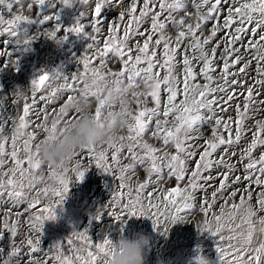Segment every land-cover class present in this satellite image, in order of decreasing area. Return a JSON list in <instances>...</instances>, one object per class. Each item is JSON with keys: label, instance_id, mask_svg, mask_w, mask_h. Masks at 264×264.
Here are the masks:
<instances>
[{"label": "snow or ice", "instance_id": "1", "mask_svg": "<svg viewBox=\"0 0 264 264\" xmlns=\"http://www.w3.org/2000/svg\"><path fill=\"white\" fill-rule=\"evenodd\" d=\"M45 4L73 8L69 0H0V8L11 14L7 19L0 15V58H9L3 67H15L7 50L13 39L23 50L35 39L21 25L54 22L43 33L49 40L62 44L71 34L91 42L80 59L83 71L69 78L41 70L30 89L11 96L15 115H0V233L12 238L10 250L0 249V264H105L103 257L114 251V243L105 237L94 244L87 230L72 232L67 248L57 243L45 252L40 242L45 222L56 218L69 191L68 173L80 182L93 163L119 181L109 207L120 210L107 215L120 222L121 231L127 219L143 217L153 227L165 225L164 234L167 223L184 222L199 209L204 217L200 230L216 238L221 264H264V0H79V17L63 29L55 23L58 15L36 19ZM109 8L118 19L104 39L101 13ZM113 62L120 68L114 69ZM109 81L117 90H132L121 105L128 126L119 142L84 147L56 169L41 165L34 158L38 142L80 117L66 110L76 84L82 90L92 86L78 95L91 106L95 100L91 112L99 120L105 105L95 85ZM146 85L152 90L145 94ZM8 99L0 96V111ZM140 168L146 173L143 181L137 179ZM37 173L55 179L59 187L40 188ZM173 177L177 185L161 191L159 185ZM50 192L59 199L41 206V193L47 197ZM154 200L175 212L165 216ZM102 214L98 210L95 219ZM195 264L206 261L197 255Z\"/></svg>", "mask_w": 264, "mask_h": 264}, {"label": "rangeland", "instance_id": "2", "mask_svg": "<svg viewBox=\"0 0 264 264\" xmlns=\"http://www.w3.org/2000/svg\"><path fill=\"white\" fill-rule=\"evenodd\" d=\"M78 9V6H74L72 9H62L59 4L50 8L47 4H45L39 9L40 16L36 19L42 18L46 15H58L59 19L55 22L58 24L60 22L59 20L64 16H74L75 18L79 17ZM106 10L108 12L112 11L111 8L109 10L104 9L103 11ZM114 11L115 10L112 12ZM26 14L34 16V13ZM114 14L115 15H108V17H106L107 14L101 13L102 22L105 23L103 25L105 30L104 39H107V27L110 25L108 23H115L116 18L118 17L116 11ZM0 15L4 16L6 19L11 17V14L5 12L2 8H0ZM109 19H111V21ZM84 22L86 24L89 23L88 20H85ZM53 24L54 22L45 24L34 22L26 26L21 25L20 29L25 31L27 36L35 37V39L32 40L30 47L27 50H23L22 48L18 49L14 39L8 44L7 50L12 52L11 59L16 62L15 67L11 64L7 67H3V63L7 62L9 58L7 56L0 58V96L9 97L6 102V106L2 111H0V115H3L5 119L15 113V106L11 104V96L14 95L18 89H30L31 87V79H28L29 76L23 68L25 58L30 56L33 49L43 42V39L46 37L43 33L46 30H51ZM145 27H148V25H145ZM206 35H210V30L206 33ZM5 38H7V36H5ZM89 42L91 41L86 40L85 42L83 39L81 47L72 54L69 72L66 74V77L70 78L71 75L75 74L77 71H83V65L80 63V59L84 54H86ZM102 46L103 45L101 44V47ZM111 66L114 69L120 68V65L115 62H113ZM35 76H33V78ZM52 86L55 87V84H52ZM45 89H47V84L45 85ZM80 90H82V86L77 83L76 91L72 92L71 95L79 97L78 93ZM63 103V100L59 101V104ZM58 106L59 105H52L50 107H56L58 110ZM92 107L94 110L95 100H93ZM133 107H135V105H133ZM228 115H234V112L230 111ZM50 123L51 118L49 119V125ZM6 126L9 129L7 134L10 136V120H7ZM204 131L207 132L208 129L205 128ZM153 143L157 142L153 141ZM104 146L106 147L107 145ZM159 146H162V142H159ZM242 171L243 169L238 171L236 175H240ZM68 176L70 178L69 191L63 201V205L62 207L57 206L54 213L56 217L55 221H46L42 228L40 242L41 249L43 251L47 252L57 243H60L61 245L64 243L67 248V240L72 236V232L87 230L86 234L94 244L102 242L105 237L110 239L115 244L118 240L131 238L133 235L149 236L151 238V245L145 251V264H195L197 255L203 258L206 261V264H221L219 261V253L216 252V248L218 246L216 238L200 230L203 225L204 217L203 213L199 211V209H197L194 214H188L184 222L175 224L170 222L167 223L166 226L168 231L164 232V234H161V232L164 231L165 225L162 224L158 227H153L151 220L143 217H133L131 219H127L124 221L125 224L123 225V229L121 231L120 222H117L114 217L107 215L110 211L118 212L120 210L119 205L115 208L109 207L110 204L114 203L113 197L120 191L118 188L119 181L110 175L101 173L100 170L95 168L94 163L92 166H89L82 181H77L74 173L72 172H69ZM137 179L140 181L146 179V173L143 168L139 169ZM214 182L218 183V181H213V183ZM177 183L178 182L173 177L171 179H165L159 187L161 191H164L176 186ZM48 185H51L52 187H59L55 179H49L47 177L46 182L41 184L39 187L43 188ZM243 186L246 187L247 185L245 184ZM235 187L239 188L241 185H236ZM123 191L127 192V188L123 189ZM210 191L211 188L209 189V192ZM156 194L160 195V192H157ZM33 195H35V193H33ZM199 195L202 203L204 198L203 193H200ZM133 196H135L134 192ZM39 198L43 202L41 206L52 205L54 201L59 199L58 197L52 195L51 192L47 197L41 193ZM209 199H211L210 196ZM123 202L126 203L127 199L125 198ZM153 202L161 204L159 211L165 213V216L175 212V209L171 205H169L166 209L164 204L160 201L154 200ZM21 206L26 207V205ZM219 206L220 202L216 205V211H219ZM101 209L103 214L97 221L95 216L97 211ZM152 211L155 212L157 210L152 209ZM181 215L185 214L181 213ZM209 215H211V213ZM24 218L26 219L27 217L25 216ZM161 219L163 220V217H161ZM0 227H2V220H0ZM25 235H27L26 232ZM22 238L23 237H19L18 239ZM11 243L12 238L10 234L7 232L0 233V249H3L6 253L10 250ZM80 246L84 247L82 244ZM224 246L227 247V241L224 242ZM69 254L74 256L71 252H69ZM226 259H230V257ZM52 264H56V262L53 261ZM77 264H79V262H77Z\"/></svg>", "mask_w": 264, "mask_h": 264}, {"label": "clouds", "instance_id": "3", "mask_svg": "<svg viewBox=\"0 0 264 264\" xmlns=\"http://www.w3.org/2000/svg\"><path fill=\"white\" fill-rule=\"evenodd\" d=\"M57 2H61V0H57ZM78 3L79 0H69V4L73 7ZM165 37H168L167 33H165ZM23 90L27 91L28 89ZM90 90H92L91 85L89 89L82 91ZM151 90V86L146 85L143 92L146 94ZM95 91L99 100L105 105L100 119L97 120L92 114V106L86 103L83 97L74 96L66 110L78 112L80 117L59 126L54 133L50 132L38 142V146L34 150V158L41 165L56 169L62 162L68 161L74 153L84 147L93 145L99 147L119 142L121 134L128 126V118L121 105L126 102L132 90L126 89L124 86H120L117 90V86L109 81L107 84L98 83L95 85ZM36 176L42 184L46 182V177L41 179L40 173H37ZM48 187L52 188L51 185ZM55 219L50 221H55ZM150 245L151 238L149 236L133 235L131 238L118 240L114 244V251L110 249L103 259L105 264H145V251Z\"/></svg>", "mask_w": 264, "mask_h": 264}, {"label": "built area", "instance_id": "4", "mask_svg": "<svg viewBox=\"0 0 264 264\" xmlns=\"http://www.w3.org/2000/svg\"><path fill=\"white\" fill-rule=\"evenodd\" d=\"M74 16L62 17L59 21L61 28L71 27L74 22ZM64 33L58 35L62 36ZM86 42V39H84ZM83 39L69 34L62 44H56L54 40L47 37L43 42L35 47L30 56L26 59L27 69L33 76L41 70L46 72L59 71L63 76L69 72V65L72 54L81 47Z\"/></svg>", "mask_w": 264, "mask_h": 264}, {"label": "bare ground", "instance_id": "5", "mask_svg": "<svg viewBox=\"0 0 264 264\" xmlns=\"http://www.w3.org/2000/svg\"><path fill=\"white\" fill-rule=\"evenodd\" d=\"M110 9V8H109ZM108 9V10H109ZM79 11V15H80V9H78ZM114 9H112V11H113ZM112 11H110V12H108L107 10L106 11H102V14H107V16L106 17H108V15L109 16H112V15H115L114 14V12H112ZM117 12V11H116ZM118 14V13H117ZM117 17V16H116ZM110 18V17H109ZM118 18V17H117ZM117 18H116V20H117ZM114 19V18H113ZM112 19V20H113ZM104 20V19H103ZM110 21H111V19H109ZM105 21V20H104ZM108 21V20H107ZM109 22V21H108ZM113 22V21H112ZM116 22V21H115ZM108 24H111L110 22L108 23ZM107 25V24H106ZM40 40H41V37H40ZM39 40V41H40ZM41 43V42H40ZM13 49V48H12ZM0 50H4L3 48H0ZM26 59H27V57L25 58V60H24V64H23V68L25 69V72H27V75L29 76V78L28 79H33V76H32V73L27 69V66H26ZM53 84H55V83H53ZM28 87V86H27ZM39 95V94H38ZM14 115H15V113H14ZM238 175V174H237ZM215 183V182H214ZM22 208H23V206H21ZM157 262V261H156Z\"/></svg>", "mask_w": 264, "mask_h": 264}]
</instances>
